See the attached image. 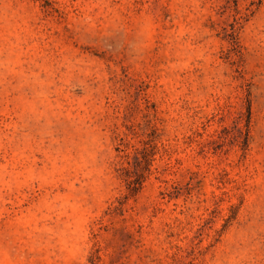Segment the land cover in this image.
Segmentation results:
<instances>
[{
  "label": "rangeland",
  "instance_id": "1",
  "mask_svg": "<svg viewBox=\"0 0 264 264\" xmlns=\"http://www.w3.org/2000/svg\"><path fill=\"white\" fill-rule=\"evenodd\" d=\"M0 264H264V0H0Z\"/></svg>",
  "mask_w": 264,
  "mask_h": 264
}]
</instances>
